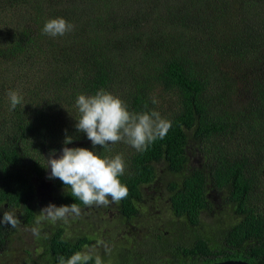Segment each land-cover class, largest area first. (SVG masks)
Here are the masks:
<instances>
[{"label": "trees", "instance_id": "trees-1", "mask_svg": "<svg viewBox=\"0 0 264 264\" xmlns=\"http://www.w3.org/2000/svg\"><path fill=\"white\" fill-rule=\"evenodd\" d=\"M57 17L73 24V31L42 34L44 22ZM156 21L174 29L170 43L166 26L156 28L160 42L152 43L155 29L144 31ZM0 64V211L10 210L3 204L19 207L26 224L35 222L33 175H44L60 126L70 127L60 113L64 101L76 99L72 93L113 94L119 85L118 97L130 111L161 114L151 97L158 80L172 98V110L162 117L171 128L146 151L127 154L120 179L129 194L117 209L124 223L139 217L144 188L164 177L171 218L167 229L148 227L161 247L155 256L117 247L113 257L122 264H151L161 256L168 257L161 264H264V0H0ZM48 67L54 71L51 85L41 70ZM13 77L27 82L16 89ZM52 84L67 94L55 104L43 97L33 112ZM10 90L23 97L14 110ZM71 132L75 139L86 136ZM58 195V207L80 203L70 189ZM216 202L229 219L200 230L201 214ZM13 233L0 225V247ZM37 242L26 264H59L60 257L96 244L79 227L71 235L57 225L42 228Z\"/></svg>", "mask_w": 264, "mask_h": 264}, {"label": "clouds", "instance_id": "clouds-1", "mask_svg": "<svg viewBox=\"0 0 264 264\" xmlns=\"http://www.w3.org/2000/svg\"><path fill=\"white\" fill-rule=\"evenodd\" d=\"M74 25L62 17L49 18L44 22L42 34L50 37L64 36L73 31ZM10 110L23 103V97L15 90L8 92ZM158 101L153 98L152 103ZM75 106L79 117L76 120L77 132H82L91 141L93 148L111 151L109 145L126 143L137 152H144L157 139H163L171 128V121L162 118L159 112L147 110L132 112L120 97L105 89H99L92 95L78 94ZM145 107H147L145 105ZM72 137H66L64 144L72 142ZM62 155L53 158L55 150H51L46 166L51 172L48 179H59L64 187L71 190V196L80 203L61 205L57 207L49 204L39 211L35 226L31 233L39 238L43 222L55 224L58 221L69 223V218H79L82 209L108 207L126 199L129 190L121 182L126 170V163L122 154L101 156L94 150L84 147H62ZM21 221L13 211H4L0 218V225H9L13 229L19 227ZM106 251L110 250L104 240L97 241ZM104 264L102 257L95 248L76 251L67 259L60 257L59 264Z\"/></svg>", "mask_w": 264, "mask_h": 264}, {"label": "rangeland", "instance_id": "rangeland-1", "mask_svg": "<svg viewBox=\"0 0 264 264\" xmlns=\"http://www.w3.org/2000/svg\"><path fill=\"white\" fill-rule=\"evenodd\" d=\"M111 8H108L110 11ZM116 13V12H114ZM166 25L159 26L158 21L154 23V27L150 24H147L145 26V32L149 34L153 33V30L156 31V36L153 35L152 43L158 38V42L162 41L163 39L160 38L161 32L157 31L156 28L162 27ZM165 33L164 37L168 39V43L171 42V34L174 32V29L172 27H164ZM145 37L144 35H142ZM164 53L166 56H170V51L165 50ZM154 56V55H153ZM215 57H219V55L215 54ZM137 59V58H136ZM138 62V61H137ZM139 63V62H138ZM143 63V62H140ZM1 65V64H0ZM141 65V64H140ZM44 74L47 75L44 78V83H48V85H51L53 79H54V71H51L50 68L41 69ZM153 70L152 72H154ZM13 84L16 89H21L23 85L27 82H21L18 79H15L13 77ZM53 86V84H52ZM119 85H116L113 94L118 96L120 88ZM7 87V84L5 85V88ZM162 85L159 84L158 80H156L152 85V91H151V97L154 96V98L158 101L155 103V105L160 109L162 108L161 117L164 115L169 114V111L172 110V98L169 97V95L166 92H163ZM43 91V90H42ZM62 90L56 89L54 86L51 91L45 92L41 99H37L35 102V105L33 107L31 106V110L35 112L34 107L37 106V109L42 103L43 97L45 98L46 102L49 103V99H51V102L55 104V101L60 100L59 96L61 94H64ZM162 93V94H161ZM42 92L40 93V95ZM67 94V93H65ZM75 98H77L79 92L72 93ZM26 99L33 98L32 93H27L25 95ZM71 97V96H70ZM35 101V100H34ZM75 101H71L69 98L67 101L63 102V105L66 107H63L64 113H60L61 116H65L69 122V129L65 128L63 125L60 126L63 130L59 133V136L55 139L54 142V148L55 155L53 158H59L60 155H62V147H84L88 148L89 150H94L98 155H101L100 152L104 150L99 145L95 146L93 148V145L91 144V141L87 139L85 136L81 139H75V136H72V134H76L75 132H71L76 125V120L79 117V114L77 113L78 110L75 106ZM69 104V105H67ZM53 106V105H52ZM68 108L70 112L68 111ZM74 111V112H72ZM56 113H59L57 111ZM61 119V118H59ZM67 130V131H66ZM66 137H72V142L65 145L63 142ZM111 151H108L105 149L106 154L101 156H114L116 154H122L126 163V156L129 152H131L134 148H132L130 145L120 142L113 145H109ZM49 156V155H48ZM48 156H46L48 158ZM197 163V162H195ZM31 164V166H30ZM30 170L33 169V164L30 163V161L25 162L24 164ZM51 169L50 167H47L44 171V175L41 178L36 177L33 175V181L36 185L35 187V199L33 200V205H35V208L37 210H41L43 207H46L49 204H54L58 207L57 204V198L58 194L62 193L63 191L68 190V187H64L62 182L59 179L53 178L48 179L50 175ZM166 180L164 177H161L157 179L154 183H152L150 186H147L144 188V199L142 201L143 205L141 209V214L139 217H134L131 219L128 223H124V220H119L120 214L118 213V203L110 204L108 207H81L82 212L81 216L79 218H69V223L65 224L62 221H58L55 224H52L50 222H43L41 225L42 228H48L53 227L54 225H63L65 227L66 232L68 230L73 231L75 228L79 227L80 230H82L86 235H88L96 244H92L90 246H87L85 248H95L96 252L102 257L104 264H122V261H119L115 258L114 250L117 249V247H128V248H135L139 253L145 252L147 257L155 256L159 250H161L160 245L157 243V241L152 237V234L149 233V228H157L160 227L161 229H167L166 222L171 218L170 212L166 209V196L168 194V191L166 190ZM148 209V213L146 214ZM16 216L18 215V211L16 210L14 212ZM229 211H226L224 206L220 203L214 204V207H212V211L206 210L201 214L200 218V230L205 229H212L214 228V225L216 223L221 221H227L229 219ZM18 218V216H17ZM19 219V218H18ZM35 226V222L31 224H26L24 222H21L20 226L14 229V233L11 236L12 239L9 241V244H7L6 247L2 251H0V264H26L25 259H27V255L29 253L34 255V250L38 246L37 237H35L30 229ZM104 240L108 243L109 249L108 251L105 250L104 247L98 246L97 241L98 240ZM147 240V245L142 246L140 243L141 241ZM114 247V248H113ZM143 247V249H142ZM155 253V254H154ZM113 257L112 259H110ZM162 257V256H161ZM159 257L158 261L151 264H161L163 261L168 258L167 256L164 258ZM5 260L7 262H5ZM216 262V261H215ZM129 264H146L142 261H138L132 263L130 261ZM149 264V263H147ZM184 264H206L204 261H195L194 263H184Z\"/></svg>", "mask_w": 264, "mask_h": 264}, {"label": "flooded vegetation", "instance_id": "flooded-vegetation-1", "mask_svg": "<svg viewBox=\"0 0 264 264\" xmlns=\"http://www.w3.org/2000/svg\"><path fill=\"white\" fill-rule=\"evenodd\" d=\"M30 166H31V164H30ZM34 186L36 187V185L34 184ZM36 195V193L34 194V196ZM34 199H35V197H34ZM32 205H33V202H32ZM3 206H4V208L5 209H10V210H6V211H13V212H15L16 210L18 211V218H19V220L21 221V222H24V223H27L26 221H25V217L23 216V214L21 213V209L19 208V207H12V208H9L8 206H7V204H3ZM0 215L1 216H3V211H0ZM57 227L60 229V227H62V228H64V230H65V232H66V229H65V227H63V225H57ZM67 233H69V234H71L72 235V231H70V230H68L67 231ZM79 234V233H78ZM4 247L5 246H3V247H0V251H2L3 249H4ZM5 262H7L6 260H5Z\"/></svg>", "mask_w": 264, "mask_h": 264}, {"label": "water", "instance_id": "water-1", "mask_svg": "<svg viewBox=\"0 0 264 264\" xmlns=\"http://www.w3.org/2000/svg\"><path fill=\"white\" fill-rule=\"evenodd\" d=\"M208 264H251V263H248V262L242 261V260L227 259V260L213 262V263H208Z\"/></svg>", "mask_w": 264, "mask_h": 264}]
</instances>
